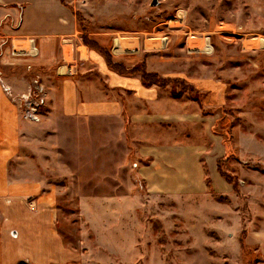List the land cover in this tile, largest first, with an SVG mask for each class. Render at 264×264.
Masks as SVG:
<instances>
[{
  "label": "rangeland",
  "instance_id": "obj_1",
  "mask_svg": "<svg viewBox=\"0 0 264 264\" xmlns=\"http://www.w3.org/2000/svg\"><path fill=\"white\" fill-rule=\"evenodd\" d=\"M63 1L91 62L59 71H90L92 117L42 150L59 179L50 264H264V0Z\"/></svg>",
  "mask_w": 264,
  "mask_h": 264
},
{
  "label": "crops",
  "instance_id": "obj_2",
  "mask_svg": "<svg viewBox=\"0 0 264 264\" xmlns=\"http://www.w3.org/2000/svg\"><path fill=\"white\" fill-rule=\"evenodd\" d=\"M64 3L0 0V264L61 261L59 191L54 186L59 179L49 182L45 177L42 150L46 144L55 149L59 146L60 125L64 122L69 123V135L74 136L73 121L92 117L90 103L79 92L86 86L84 75L90 71L82 73L79 80L59 71L65 62L75 67L74 72L79 63L91 62L89 49L77 42L75 14ZM15 46L26 52L25 57L11 54ZM80 47L86 48V55ZM35 73L43 76L48 106L40 122L22 119L14 99L26 90ZM99 115L108 116L106 112ZM72 142L68 140V150ZM56 151L59 154V147ZM51 166L61 167L53 162ZM11 229L17 230V237L9 235Z\"/></svg>",
  "mask_w": 264,
  "mask_h": 264
},
{
  "label": "built area",
  "instance_id": "obj_3",
  "mask_svg": "<svg viewBox=\"0 0 264 264\" xmlns=\"http://www.w3.org/2000/svg\"><path fill=\"white\" fill-rule=\"evenodd\" d=\"M261 42H264V37L260 39ZM26 52L23 50L15 49L12 50L11 54L14 57L19 55H24ZM5 90L8 91L9 87L4 86ZM43 90L37 79H34L33 82H30L27 86V89L19 94H17L14 99L18 103L20 110V116L22 119L31 122H38L40 120V111L44 103ZM9 234L12 237L17 236V231L11 229Z\"/></svg>",
  "mask_w": 264,
  "mask_h": 264
},
{
  "label": "trees",
  "instance_id": "obj_4",
  "mask_svg": "<svg viewBox=\"0 0 264 264\" xmlns=\"http://www.w3.org/2000/svg\"><path fill=\"white\" fill-rule=\"evenodd\" d=\"M61 1H63V0H61ZM64 2V1H63ZM75 14V13H74ZM76 17V16H75ZM83 41L85 42V44L86 43H88V41L86 40V39H83ZM105 56H106V58H107V54H105ZM114 64V69H116V70H119L120 72H123L122 71V67H120V65L118 64V63H116V62H114L113 63ZM142 66V65H141ZM140 65H135L133 68H132V71H139V68L141 67ZM150 76H152L151 77V79H149V77ZM153 78V79H152ZM154 78H156V79H158L157 81L156 80H154ZM148 79L151 81H148ZM141 80H142V82H143V84H145V85H150L151 83H153L154 81L155 82H160V81H165L166 79H160V78H158L157 77V75L155 74V73H148V72H145V71H141ZM147 80V81H146ZM176 96H178V94H176Z\"/></svg>",
  "mask_w": 264,
  "mask_h": 264
},
{
  "label": "water",
  "instance_id": "obj_5",
  "mask_svg": "<svg viewBox=\"0 0 264 264\" xmlns=\"http://www.w3.org/2000/svg\"><path fill=\"white\" fill-rule=\"evenodd\" d=\"M151 4L152 5H155L156 4V0H153Z\"/></svg>",
  "mask_w": 264,
  "mask_h": 264
}]
</instances>
